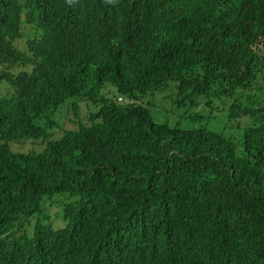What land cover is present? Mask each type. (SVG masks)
<instances>
[{"label": "trees", "instance_id": "trees-1", "mask_svg": "<svg viewBox=\"0 0 264 264\" xmlns=\"http://www.w3.org/2000/svg\"><path fill=\"white\" fill-rule=\"evenodd\" d=\"M0 80V264H264V106L239 101L264 84V0H0ZM170 82L252 117L239 142L154 121ZM80 101L90 123L48 139ZM61 192L65 224L26 231Z\"/></svg>", "mask_w": 264, "mask_h": 264}, {"label": "rangeland", "instance_id": "rangeland-1", "mask_svg": "<svg viewBox=\"0 0 264 264\" xmlns=\"http://www.w3.org/2000/svg\"><path fill=\"white\" fill-rule=\"evenodd\" d=\"M22 32L24 38L17 44L18 48H23V40L30 36L31 30L26 25H22ZM31 65L25 67L17 66L14 72L19 70H30ZM175 82H170L167 88L146 95L143 98L144 106L149 110L154 121L159 123H167L170 126H178L183 129H194L204 127L208 130L222 132L234 138L236 143L239 142L242 128L251 123L252 117L246 115H239L235 118L228 117V108L230 100L224 97L211 98L210 100L200 96L197 97V104H191L184 99V103L178 100L183 99L179 95ZM11 90L10 86L4 81L0 80V97L4 96ZM244 93V92H243ZM249 95V100L241 96L239 101L241 105L264 106V84L257 81L252 89L245 91ZM80 111L75 116L76 123L71 124L65 113L66 104L61 106V110L54 115V119L58 121L57 129H49L48 139L58 138L62 130L72 129L78 123L89 124V113H94L98 110V106L93 102L80 101ZM69 108V105L67 106ZM68 110V109H67ZM68 112V111H67ZM44 138L39 139H22L16 142H10V147L14 151L19 152H39L45 145ZM72 200L66 192H61L53 195L51 198H45L42 201L41 213L34 214L27 222L23 223L24 229L31 232L33 225L37 220L43 223H51L53 227L58 228L65 224L63 219V207L65 202Z\"/></svg>", "mask_w": 264, "mask_h": 264}, {"label": "clouds", "instance_id": "clouds-1", "mask_svg": "<svg viewBox=\"0 0 264 264\" xmlns=\"http://www.w3.org/2000/svg\"><path fill=\"white\" fill-rule=\"evenodd\" d=\"M69 2H71V0H69ZM107 3L111 4V3H115L116 0H106Z\"/></svg>", "mask_w": 264, "mask_h": 264}, {"label": "built area", "instance_id": "built-area-1", "mask_svg": "<svg viewBox=\"0 0 264 264\" xmlns=\"http://www.w3.org/2000/svg\"><path fill=\"white\" fill-rule=\"evenodd\" d=\"M123 99H122V97H118V101L120 102V101H122Z\"/></svg>", "mask_w": 264, "mask_h": 264}]
</instances>
